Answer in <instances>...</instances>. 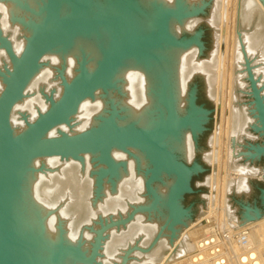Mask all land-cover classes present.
Listing matches in <instances>:
<instances>
[{
	"label": "water",
	"instance_id": "obj_1",
	"mask_svg": "<svg viewBox=\"0 0 264 264\" xmlns=\"http://www.w3.org/2000/svg\"><path fill=\"white\" fill-rule=\"evenodd\" d=\"M227 0H0V264L162 263L213 212ZM231 169L264 178V22L241 17ZM264 216L229 179L227 217Z\"/></svg>",
	"mask_w": 264,
	"mask_h": 264
},
{
	"label": "bare ground",
	"instance_id": "obj_2",
	"mask_svg": "<svg viewBox=\"0 0 264 264\" xmlns=\"http://www.w3.org/2000/svg\"><path fill=\"white\" fill-rule=\"evenodd\" d=\"M229 2L231 1L227 0V4H229ZM238 2L239 0L237 1V4ZM255 2L258 5L257 9L261 10L264 14V0H255ZM247 15L250 16L251 14L249 13ZM228 22H229L228 18L226 17L225 30H227L226 32L227 34L225 33V37H224L226 39L229 37V35H231L230 28L227 27ZM236 25L237 24L235 23V30H236ZM233 37H234V41L238 42L236 31L234 32ZM230 77H231V83H230V93H231L232 83L234 80L233 74H231ZM231 99L232 98L228 100L227 106L225 105V102L223 104V112L225 111L223 114L224 116L223 120L225 122L224 123L225 126L224 128L222 126L221 134H225L228 138V143L226 146L227 165L225 166L224 178L222 180L219 178V181L221 182L218 181L217 184L219 186L218 187L219 189L214 197L213 212L205 216L203 219L198 220V223H194L192 226H190L183 233V235L180 237V239L177 241V243L174 245V247L165 257V259L162 261V263H156V264H195L196 261L199 262L200 260H203L201 261V264H213L212 263L213 257L211 256L210 253L211 243H212L211 239L213 238L212 230L210 229V227L213 224L226 226L227 228H229L232 234H239L246 230H249L247 236L248 239L247 246L242 247L237 243L233 245V252H235V254L237 255V260L233 264H239V260L241 259L240 257L243 255L245 250H247V248H251L252 251L254 252L252 257H257L256 259L257 261L255 264H264V218L261 220L256 219L242 226H238L235 222H233L230 218L227 217V212H228L227 195L229 193V179L231 177H232L231 179H238L239 177L246 178V176H248L245 174H239L238 170H232L230 167L232 161V144H233V127H234V109L232 107ZM219 169L222 171L220 167ZM231 171L234 172L233 175L236 176L235 178L231 176L232 173ZM258 177L260 180L264 181L262 175H258ZM215 187H217L216 183H215Z\"/></svg>",
	"mask_w": 264,
	"mask_h": 264
},
{
	"label": "rangeland",
	"instance_id": "obj_3",
	"mask_svg": "<svg viewBox=\"0 0 264 264\" xmlns=\"http://www.w3.org/2000/svg\"><path fill=\"white\" fill-rule=\"evenodd\" d=\"M229 4L226 6V13H227V18H228V24L227 27L230 28V34L229 39L224 38V52H223V67H222V85H221V98H220V113H219V128H218V143H217V159H216V174H215V183L216 186L214 189V197L218 192V181L219 178L222 180L225 176V166L227 165V143H228V138L225 134H221L222 126L224 128V112H223V104L225 102V105L227 106L228 100L232 98V107L234 109V100H235V78H236V65H237V51H238V42L234 41V32L236 31L237 33V40L239 37V29H240V22H241V17H252L254 21L256 22L257 26L262 24L264 22V14L261 10L257 9L258 5L255 2V0H230ZM239 8V9H238ZM254 12V13H253ZM259 12V13H258ZM237 13V14H236ZM251 14L250 16L247 14ZM245 15V16H244ZM231 21V22H230ZM235 23L236 25V30H235ZM226 27V29H227ZM227 30H225V33ZM227 34V33H226ZM236 43V44H235ZM234 48V50H233ZM237 49V50H236ZM234 53V56H233ZM235 60V62H234ZM233 66V67H232ZM233 70V71H232ZM233 74V83H232V89L230 93V83H231V77L230 75ZM233 90V91H232ZM232 96V97H231ZM220 148V150H219ZM226 160V161H225ZM222 161V162H221ZM221 165V166H220ZM219 167L222 169V171L219 169ZM231 167V165H230ZM234 170V169H232ZM232 172V173H231ZM231 176L234 178L236 177L233 171H231ZM221 176V177H220ZM232 178V177H231ZM230 178V179H231ZM246 178H253L257 179V181H262L259 179L258 176L254 175H248ZM221 182V181H219ZM264 182V181H263ZM228 196V195H227ZM264 216L258 218L259 220L263 219ZM257 219V220H258ZM196 223H198V218H194Z\"/></svg>",
	"mask_w": 264,
	"mask_h": 264
},
{
	"label": "built area",
	"instance_id": "obj_4",
	"mask_svg": "<svg viewBox=\"0 0 264 264\" xmlns=\"http://www.w3.org/2000/svg\"><path fill=\"white\" fill-rule=\"evenodd\" d=\"M210 229L212 230L213 238L211 239V256L213 257V264H233L237 260V255L233 252V245L245 247L248 244V233L246 230L239 234H232L229 228L223 225L213 224ZM254 252L251 248H247L243 255L240 257L239 264H255L257 257H252ZM195 262V264H201Z\"/></svg>",
	"mask_w": 264,
	"mask_h": 264
}]
</instances>
